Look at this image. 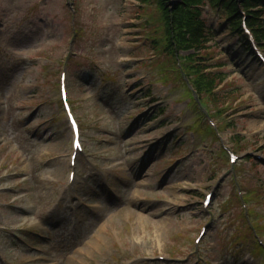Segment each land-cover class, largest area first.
<instances>
[{
	"label": "rangeland",
	"instance_id": "rangeland-1",
	"mask_svg": "<svg viewBox=\"0 0 264 264\" xmlns=\"http://www.w3.org/2000/svg\"><path fill=\"white\" fill-rule=\"evenodd\" d=\"M139 5L0 0V264H264V245L256 257L234 198L237 188L248 194L258 215L249 223L264 239V193L250 199L264 187L263 66L239 38L227 40L225 21L205 6L215 32L203 53L209 69L228 76L217 91L222 85L232 98L219 118L202 94L221 131L218 140L203 138L186 87L167 66L176 64L152 47L161 24L155 1ZM230 50L240 58H227ZM64 67L85 146L71 187L58 86ZM223 144L238 160L246 149L258 157L239 162L235 182L217 155Z\"/></svg>",
	"mask_w": 264,
	"mask_h": 264
},
{
	"label": "trees",
	"instance_id": "trees-1",
	"mask_svg": "<svg viewBox=\"0 0 264 264\" xmlns=\"http://www.w3.org/2000/svg\"><path fill=\"white\" fill-rule=\"evenodd\" d=\"M142 3L156 2V8L160 13L162 20L163 34L162 39L158 37L155 43L163 42L164 46L170 53L179 50L189 51L194 49L199 51L200 56L196 57V53H187L183 68L190 76L191 86L198 92L205 93L215 107L219 102H223L224 106L232 98L231 93H214V89L223 82L225 75L221 72L208 70L211 65L207 62L208 57L204 55L208 46L206 43L212 39L214 29L207 26L205 19L202 17L205 5L209 4L218 9V18H224L226 24L222 28L229 30L230 38L235 34L242 35L244 40V50L253 52L246 40V36L242 34L240 26V13L238 11V3H240L248 14V23L254 30L258 41L264 44V24H261V18L264 14V0H175L170 3L169 0H140ZM142 9V8H140ZM226 26V27H225ZM230 105V104H228ZM227 107L220 108L219 114ZM235 139L238 137L234 136ZM240 148V142L235 141Z\"/></svg>",
	"mask_w": 264,
	"mask_h": 264
}]
</instances>
